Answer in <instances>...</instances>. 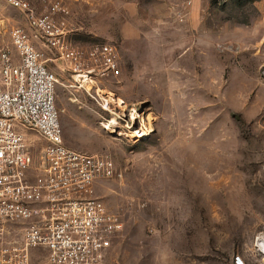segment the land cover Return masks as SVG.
<instances>
[{
    "label": "rangeland",
    "instance_id": "rangeland-1",
    "mask_svg": "<svg viewBox=\"0 0 264 264\" xmlns=\"http://www.w3.org/2000/svg\"><path fill=\"white\" fill-rule=\"evenodd\" d=\"M62 1L74 45L119 53L120 76L95 85L47 64L64 143L121 173L96 185L124 224L103 264H261L264 0H193L180 15L183 0ZM26 23L0 1V54ZM115 98L120 136L105 127ZM138 128L146 136L133 140Z\"/></svg>",
    "mask_w": 264,
    "mask_h": 264
},
{
    "label": "built area",
    "instance_id": "built-area-1",
    "mask_svg": "<svg viewBox=\"0 0 264 264\" xmlns=\"http://www.w3.org/2000/svg\"><path fill=\"white\" fill-rule=\"evenodd\" d=\"M1 1L27 23L9 32L16 58L9 50L0 54V264H34L33 250L46 253L43 264H103L124 224L96 185L121 173L110 156L87 155L64 143L55 106L58 77L47 64L95 85L120 76L117 47L74 45L71 11L59 0ZM192 4L183 0L178 15ZM44 49L53 57H45ZM113 102H103L118 111L106 130L120 136L121 101ZM145 136L138 128L131 137ZM235 264L243 263L236 258Z\"/></svg>",
    "mask_w": 264,
    "mask_h": 264
},
{
    "label": "crops",
    "instance_id": "crops-1",
    "mask_svg": "<svg viewBox=\"0 0 264 264\" xmlns=\"http://www.w3.org/2000/svg\"><path fill=\"white\" fill-rule=\"evenodd\" d=\"M0 1H1V0H0ZM59 1L63 2L62 0H59ZM1 2H3V1H1ZM3 3H4V2H3ZM63 3H64V2H63ZM4 4H5V3H4ZM64 4H65V3H64ZM65 5H66V4H65ZM7 6H8V5H7ZM33 8L35 9V11H36L37 14L40 13V6H39L37 3L34 2V4H33ZM13 9H14V8H13ZM70 11H71V10H70ZM69 21H70V24H71L72 28L75 30L74 34L77 33V31H78V28H77V27H79V26L75 25L76 23H75V21H74V19H73V15H72V13H71V17H70ZM3 22L6 23V21H3ZM8 22H9V21H8ZM76 26H77V27H76ZM75 35H76V34H75ZM9 39H10V37H9ZM10 42H11V41H10ZM11 46H12V44H11ZM7 50L11 51L12 56H13L14 58H16V52L14 51L13 47H11L10 49L8 48ZM261 264H264V256H262Z\"/></svg>",
    "mask_w": 264,
    "mask_h": 264
},
{
    "label": "bare ground",
    "instance_id": "bare-ground-1",
    "mask_svg": "<svg viewBox=\"0 0 264 264\" xmlns=\"http://www.w3.org/2000/svg\"><path fill=\"white\" fill-rule=\"evenodd\" d=\"M107 127V126H105ZM104 127V128H105ZM109 129V128H108ZM111 130V129H110ZM257 250L260 254H262V256H264V238L263 237H259L257 239V244H256Z\"/></svg>",
    "mask_w": 264,
    "mask_h": 264
}]
</instances>
